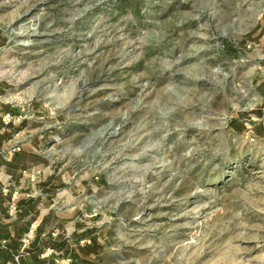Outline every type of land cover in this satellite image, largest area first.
Returning <instances> with one entry per match:
<instances>
[{
	"label": "rangeland",
	"instance_id": "1",
	"mask_svg": "<svg viewBox=\"0 0 264 264\" xmlns=\"http://www.w3.org/2000/svg\"><path fill=\"white\" fill-rule=\"evenodd\" d=\"M0 160L40 264H264V0H0Z\"/></svg>",
	"mask_w": 264,
	"mask_h": 264
},
{
	"label": "crops",
	"instance_id": "2",
	"mask_svg": "<svg viewBox=\"0 0 264 264\" xmlns=\"http://www.w3.org/2000/svg\"><path fill=\"white\" fill-rule=\"evenodd\" d=\"M20 183L23 184L24 179L20 180L15 175L0 176V264H40L46 260L43 251L39 250L46 243L45 238H41L37 232L30 240L23 238L36 229L33 223L39 224L36 216L43 212L35 209L37 200L27 189L19 186ZM11 200H15L14 206L17 208L14 214L9 211ZM23 245L27 248L25 253L21 251Z\"/></svg>",
	"mask_w": 264,
	"mask_h": 264
}]
</instances>
